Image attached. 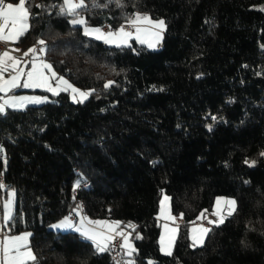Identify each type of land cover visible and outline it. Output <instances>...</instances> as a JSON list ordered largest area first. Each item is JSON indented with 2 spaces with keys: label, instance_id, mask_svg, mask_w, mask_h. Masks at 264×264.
<instances>
[{
  "label": "trees",
  "instance_id": "1",
  "mask_svg": "<svg viewBox=\"0 0 264 264\" xmlns=\"http://www.w3.org/2000/svg\"><path fill=\"white\" fill-rule=\"evenodd\" d=\"M28 6L17 45L43 40L44 60L91 91L82 103L62 91L0 113V182L16 190L4 228L31 231L36 264H113L77 232L52 228L77 204L122 222L135 264H264V0H86L77 10L113 30L136 12L162 18L156 49L86 36L60 14L63 0ZM162 193L185 219L170 256L160 250ZM218 196L237 210L192 247L190 225Z\"/></svg>",
  "mask_w": 264,
  "mask_h": 264
},
{
  "label": "snow or ice",
  "instance_id": "2",
  "mask_svg": "<svg viewBox=\"0 0 264 264\" xmlns=\"http://www.w3.org/2000/svg\"><path fill=\"white\" fill-rule=\"evenodd\" d=\"M29 0H18V3H6L5 0H0V41H10L16 43L20 38L26 34L29 30V19L31 16L30 8L28 6ZM118 6H121V0H115ZM63 7L60 8L61 15H72L74 17H79L78 9H83L86 7V0H63ZM94 6H103L106 5H95ZM37 7H42V5H37ZM73 25H86V20L84 18H73L71 21ZM128 24L132 25L135 29V38L141 43H147L149 48H156L157 45L162 40L163 32L166 29V23L163 19L153 20L148 14H143L136 12L126 21ZM7 29V31H6ZM84 34L86 36H94L98 40H104L105 43L115 44L117 47H121L128 44L129 39L133 36V32L126 31L124 26H121L115 31L104 32L101 28H88L85 27ZM147 37V39H145ZM40 45H44L43 40H39ZM11 51H20L19 49H12ZM40 52H44V48L39 49ZM37 49L35 46L29 48L24 52V56H28L29 53H36ZM22 61L16 56L11 55L9 50H5L0 53V92H8L11 89L23 87V88H46L49 92H52L54 95L59 94V91H68L71 89L73 96L72 99L74 102L82 103L88 98L91 92L81 91L78 88H75L67 80H64L63 77H56V73L52 72V78L57 79L56 87H52L50 84V78L45 73V69L51 71L52 66L44 61L36 62L35 57L31 63V67L25 72V69L20 67ZM16 71V75L11 76L10 78H5L4 73L9 69ZM26 76V79L21 83V77ZM113 81H109L105 84V88H108ZM63 86V87H61ZM94 91V90H93ZM79 95V100H77V95ZM47 100V97H26V96H12L8 100H5L3 103H0V113L5 112V105H9L13 108H24L26 103H42ZM213 120L216 117H212ZM211 129V126H209ZM264 156V153H261ZM249 166H254L255 161H245ZM81 181L76 182L75 187L80 186ZM2 182H0V189L5 188ZM8 200L5 202V209H10L13 200L15 197V191L12 190L8 193ZM170 197L164 196L161 200V209L160 215L164 219L175 220L176 218L171 216L168 202ZM227 207V216H231L237 210L236 201L234 199H225L218 197L216 201V210L214 215L219 217L217 220L209 221L211 224H223L225 220V214L222 212L224 207ZM79 214V209L74 210ZM183 214H181L182 216ZM203 217V213L201 217ZM8 219H11L10 213L7 215ZM82 218L80 221V226H75L71 219V216L65 217L58 225H54L57 228H72L76 227V230L80 232L86 239L92 241L98 253H104L111 251L115 247L114 241L116 237L122 238V243L120 248L125 250V254L131 257L137 249L129 239L131 233H125L120 225V221H88L91 225H96L98 227H87L84 224ZM127 227L134 228L130 222ZM165 232L162 233L160 237V250L166 255H172V248L174 241L176 239L177 228H169L167 224L164 226ZM211 231L210 228L199 226L198 228L192 229V247L198 245H203L204 238ZM199 232V235L195 233ZM31 236V233H24L19 236H5L0 240V264H25L26 261H32L33 264H36L37 257L33 253L30 246H28L27 241ZM142 237L137 234L136 239H141ZM25 248V251H21V248ZM119 264V262H117ZM128 264H135L134 260H129ZM148 264H153L152 261H149Z\"/></svg>",
  "mask_w": 264,
  "mask_h": 264
},
{
  "label": "crops",
  "instance_id": "3",
  "mask_svg": "<svg viewBox=\"0 0 264 264\" xmlns=\"http://www.w3.org/2000/svg\"><path fill=\"white\" fill-rule=\"evenodd\" d=\"M77 1V0H76ZM6 3H12V4H16V3H18V0L17 1H8V2H6ZM29 23V22H28ZM6 31H7V29H6ZM4 43H6L7 44V46H8V49L7 50H9L10 52H11V55H13V56H16V57H18L19 59H21V61H22V63H21V65H20V67H22V68H24L25 69V72L31 67V66H29V67H27V60H29V64H31V62H30V60L32 59V56H34V53H29V55L28 56H24V52H26L28 49H26V50H23V49H21L18 45H17V42L16 43H13V42H10V41H3ZM36 47V49H37V51L40 53V51H39V49L41 48V45H39V46H35ZM12 49H19L20 51H11ZM4 52V51H3ZM2 53V52H1ZM45 61V60H44ZM45 71V73H46V75L48 74V69H45L44 70ZM14 75H16V71L15 70H13V69H9L7 72H5L4 73V77L7 79V78H10L11 76H14ZM51 78H52V76H51ZM51 78H50V80H51ZM24 79H26V76H24V77H21V83L23 82V80ZM54 80V79H53ZM56 83V82H55ZM50 84L52 85L53 84V81H51L50 82ZM36 89H40V90H45V91H47L48 93H49V91L46 89V88H23V87H18V88H14V89H11L10 91H8V92H0V99H1V102L3 103L5 100H8L9 99V97H12V96H21L20 94H22V93H24V94H22V95H25L26 93V95H36L34 92H28L27 90H36ZM22 90V91H21ZM48 93H41L40 94V97L41 98H43V97H47L48 96ZM45 102V101H44ZM26 104H28V103H26ZM37 104H39V103H37ZM8 107H7V110L8 109H19V108H13V107H10L9 105H7ZM7 110H5V112L7 111ZM13 190V188H11V187H5V188H3V189H0V231L1 230H4L5 231V236H19V235H22V234H24V233H31V231H29V230H24V231H21V232H18V233H9L5 228H4V226H6V224L8 223V221L10 220V219H8L7 218V215L10 213V215H11V218H12V216H13V213H14V211H15V206H16V195H15V197H14V200H13V204H12V206H11V208L10 209H5V207H4V204H5V202L8 200V198H9V196H8V193L10 192V191H12ZM216 201H217V199L215 200V204L213 205V209H212V212H214L215 210H216ZM160 207H159V211H158V218H159V221H160V237H161V235H162V233H164L165 232V229H164V225L165 224H167L168 226H169V228H177V232H176V239H177V237H178V233H179V221H178V219L181 217L180 215H175V214H173L172 213V210H171V207H169V209H170V213H171V216H173V217H175L176 219L173 221V220H170V219H168V220H166V219H164L163 218V216H161L160 215ZM226 210H227V207H226ZM226 213L227 212H225L224 214H225V219L226 218H228L229 216H227L226 215ZM82 218H84V217H82L81 215H78V218H77V220H72L73 221V224L75 225V226H80V221H81V219ZM96 220H101V221H109V222H112V221H115V220H111V219H92V218H90V217H86V219L84 220V224H85V226H87V227H98V226H96V225H91V224H89L88 223V221H96ZM62 221V220H61ZM61 221H59V222H57V223H55L54 225H58ZM54 225L52 226V228L54 229V230H56V231H60V232H68V231H73V232H77L78 234H80L84 239H86L80 232H78L77 230H76V227H72V228H57V227H54ZM199 226H202V225H196V224H191L190 225V228H189V231H190V238L192 237V235H193V233H192V229L195 227V228H198ZM203 227H206V226H203ZM206 228H209V227H206ZM211 229V228H210ZM196 235H199V232H197V233H195ZM208 234V233H207ZM4 236V237H5ZM3 237V238H4ZM160 237H159V241H160ZM206 237H207V235L205 236V238H204V241H205V239H206ZM2 238V239H3ZM129 239L131 240V238L129 237ZM176 239H175V241H174V245H175V242H176ZM86 240H88V239H86ZM90 241V240H89ZM191 241H192V239H191ZM92 242V241H91ZM131 242H132V240H131ZM133 243V242H132ZM192 243H193V241H192ZM27 244H28V246H30L31 247V236L28 238V241H27ZM134 245V244H133ZM174 245H173V248H172V251H173V249H174ZM31 249H32V247H31ZM26 249L25 248H21V251H25ZM33 251V250H32ZM34 253V252H33ZM163 253V252H162ZM133 256V255H132ZM132 256L131 257H129V259L130 260H133V258H132ZM0 258H2V256H0ZM28 262H30V261H26L25 262V264H28Z\"/></svg>",
  "mask_w": 264,
  "mask_h": 264
},
{
  "label": "built area",
  "instance_id": "4",
  "mask_svg": "<svg viewBox=\"0 0 264 264\" xmlns=\"http://www.w3.org/2000/svg\"><path fill=\"white\" fill-rule=\"evenodd\" d=\"M128 31L134 32L135 29L132 25L130 24H124L123 25ZM98 28H101L104 32H108L112 30V27L110 25V23L105 22L103 24H101ZM8 46L6 43H4L3 41H0V53L7 50ZM1 101V99H0ZM3 182V181H2ZM89 186L88 182H84L81 183L79 188H85ZM75 194H77V190L75 191ZM79 209V214H77L76 211ZM214 212L210 211L207 212L202 218L200 219H196L192 222V224H196V225H202V226H206L209 228H212L215 224H211L209 221H213V220H217L219 217H217L216 215L213 214ZM78 215H81L82 217L86 218L88 217L87 213L85 212L83 206L81 204H77V206L74 209H71L70 211H68L66 213V217L71 216L72 220H77ZM179 224H183L185 222V219L183 217H180L178 219ZM124 230V229H123ZM125 233H128L127 230H124ZM5 236V231L1 230L0 231V240H2V238ZM122 238L121 237H116L114 244L115 247L112 248L110 252L111 255V260L113 262V264H117V262H119V264H128V261L130 260L129 257L125 254V250L120 248V244L122 243Z\"/></svg>",
  "mask_w": 264,
  "mask_h": 264
},
{
  "label": "rangeland",
  "instance_id": "5",
  "mask_svg": "<svg viewBox=\"0 0 264 264\" xmlns=\"http://www.w3.org/2000/svg\"><path fill=\"white\" fill-rule=\"evenodd\" d=\"M76 2H78V1H76ZM149 15V14H148ZM149 16H151V15H149ZM84 18L85 20H86V25H79V26H81L82 28H83V31H84V29H85V27H88V28H98L97 27V25H95V24H93V23H91V22H88V19H87V17L84 15V14H79V17H74L73 16V18ZM72 18V19H73ZM151 18L153 19V20H159V19H162V18H155V17H153V16H151ZM123 26V25H122ZM121 27V26H120ZM119 27V28H120ZM119 28H117V29H119ZM125 28V27H124ZM117 29H115V30H117ZM115 30H111V31H115ZM125 30L126 31H128L126 28H125ZM164 33H165V30H164V32H163V34H162V36L164 37ZM90 37H93V38H95L94 36H90ZM96 39V38H95ZM145 39H147V37H145ZM132 40H136V38H135V31L133 32V36L129 39V41H128V44L127 45H130V44H132ZM100 41H104V40H100ZM137 41V40H136ZM162 41H163V38H162V40L160 41V43L157 45V47L156 48H158V47H160V45H161V43H162ZM138 42V41H137ZM139 43V42H138ZM108 44V43H107ZM141 44V43H140ZM109 45H115V44H109ZM143 45H146V46H148L147 45V43H144ZM116 46V45H115ZM156 48H152V49H156ZM33 57H35V60H36V62L37 63H39L40 61H44V58L41 56V54L37 51L36 53H34V56H32V59L30 60V62L32 63V61H33ZM44 62H46V63H48L47 61H44ZM48 64H50V63H48ZM51 65V64H50ZM29 66H31V64H29V60H27V67H29ZM52 66V65H51ZM52 72H55L56 73V77L58 78V77H63L64 78V80H67L71 85H73L75 88H78L77 86H75L71 81H69L68 79H67V77H65V76H62V75H59L56 71H55V69H54V67L52 66V69H51V71H49L48 70V76H49V78H51V76H52ZM54 79V80H53ZM51 81H53V84H52V87H56V85H57V79L56 78H51V80H50V82ZM56 82V83H55ZM61 87H63V86H61ZM78 89H80V88H78ZM81 91H85V92H91L90 90H88V89H80ZM62 91H59V93H61ZM66 92H68V94H69V97H70V99H71V101L72 102H74L73 101V99H72V96H73V93H72V91H71V89H69L68 91H66ZM36 95H22V94H24V93H22V94H20L21 96H26V97H40V94L41 93H36V92H34ZM50 94H53L52 92H49L48 93V96H47V100L46 101H48V100H50ZM54 95V94H53ZM56 95H58V94H56ZM77 95V100H79V95L78 94H76ZM90 96V95H89ZM89 96H88V98H89ZM45 101V102H46ZM85 101V100H84ZM0 103H2L1 101H0ZM42 103H44V102H42ZM42 103H39V104H37V103H28V104H25V107L26 106H28V105H41ZM75 103H77V102H75ZM7 105H5V110H7ZM24 107V108H25ZM24 108H19V109H24ZM14 191H15V195H16V190L15 189H13ZM164 196H168L166 193H162V195H161V198H160V202H161V200L164 198ZM169 197V196H168ZM218 197H222V198H225V199H234L235 201H236V199L235 198H233V197H227V196H218ZM217 197V198H218ZM216 198V199H217ZM214 204H215V202H214ZM168 206L170 207V201L168 202ZM236 206H237V202H236ZM160 208H161V204H160V206H159ZM222 212L223 213H225V212H227V210H226V206L222 209ZM157 217H158V215H157ZM158 220H159V218H158ZM57 223V222H56ZM159 223H160V221H159ZM55 224V223H54ZM53 224V225H54ZM52 225V226H53ZM190 228V227H189ZM133 242V241H132ZM198 246H200V245H198Z\"/></svg>",
  "mask_w": 264,
  "mask_h": 264
},
{
  "label": "water",
  "instance_id": "6",
  "mask_svg": "<svg viewBox=\"0 0 264 264\" xmlns=\"http://www.w3.org/2000/svg\"><path fill=\"white\" fill-rule=\"evenodd\" d=\"M1 150H2V148H1V146H0V152H1Z\"/></svg>",
  "mask_w": 264,
  "mask_h": 264
}]
</instances>
